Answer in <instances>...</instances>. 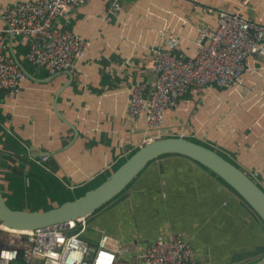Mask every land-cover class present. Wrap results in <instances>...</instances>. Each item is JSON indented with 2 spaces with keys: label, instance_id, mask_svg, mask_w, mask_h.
Listing matches in <instances>:
<instances>
[{
  "label": "crops",
  "instance_id": "0c3cea01",
  "mask_svg": "<svg viewBox=\"0 0 264 264\" xmlns=\"http://www.w3.org/2000/svg\"><path fill=\"white\" fill-rule=\"evenodd\" d=\"M15 0H0V9ZM88 0L60 23L90 45L76 72L35 71L23 59L27 40L13 49L37 79L27 77L15 96L0 100L6 146L17 156L1 178L11 207L47 209L101 182L157 130L129 117V89L151 82L153 49L168 45L182 55L197 52V35L213 29L220 9L240 11L264 23V0ZM4 24L0 12V27ZM25 62V63H24ZM252 69L236 87L193 89L169 110L161 136L184 135L216 149L264 189V58L248 56ZM56 106L67 121L54 111ZM73 125V127L71 126ZM40 151H49L45 164ZM102 231L144 244L181 232L209 264H248L264 257V222L219 176L192 158L170 153L151 160L116 197L86 217L83 237L96 243Z\"/></svg>",
  "mask_w": 264,
  "mask_h": 264
},
{
  "label": "built area",
  "instance_id": "2783aa9c",
  "mask_svg": "<svg viewBox=\"0 0 264 264\" xmlns=\"http://www.w3.org/2000/svg\"><path fill=\"white\" fill-rule=\"evenodd\" d=\"M87 1L15 0L1 7L0 100L15 96L29 77L12 54L11 35L27 40L23 59L35 71L78 70L77 62L90 41L62 25L60 18L70 16ZM249 1L241 0L243 4ZM119 5V0H110L107 11L113 12ZM196 42L194 55H182L173 49L176 37L169 34L168 45L153 49L152 81L130 86L127 115L144 118L157 130L153 138L161 137L166 113L191 90L241 84L244 74L252 69L248 56L264 58V23L240 11L220 9L216 27L201 30ZM5 131L0 125L1 178L17 162L15 151L6 146ZM47 160L48 154L40 155L37 162L45 164ZM85 228L86 218L31 230H13L0 223V264H209L196 255L191 240L181 232L140 244L121 242L102 231L93 243L83 237Z\"/></svg>",
  "mask_w": 264,
  "mask_h": 264
},
{
  "label": "water",
  "instance_id": "95a60500",
  "mask_svg": "<svg viewBox=\"0 0 264 264\" xmlns=\"http://www.w3.org/2000/svg\"><path fill=\"white\" fill-rule=\"evenodd\" d=\"M12 41L13 35L10 36L11 50ZM12 54L22 70L30 78L37 79L18 56L14 52ZM67 72L71 74L69 70ZM56 100L57 94L53 104L54 111L62 120L67 121L60 114ZM170 153L188 156L207 167L234 189L264 222V189L249 173L204 143L184 135H167L147 140L126 156L99 184L47 209L13 208L7 203L1 186L0 150V223L15 229L31 230L86 218L121 193L151 160ZM47 154L49 151L39 152V155ZM248 264H264V257Z\"/></svg>",
  "mask_w": 264,
  "mask_h": 264
},
{
  "label": "rangeland",
  "instance_id": "374dc122",
  "mask_svg": "<svg viewBox=\"0 0 264 264\" xmlns=\"http://www.w3.org/2000/svg\"><path fill=\"white\" fill-rule=\"evenodd\" d=\"M18 200H19V198H17V197H13V198H7V203L9 204V205H11V203L13 202V204H15L16 202H18Z\"/></svg>",
  "mask_w": 264,
  "mask_h": 264
},
{
  "label": "trees",
  "instance_id": "16d2710c",
  "mask_svg": "<svg viewBox=\"0 0 264 264\" xmlns=\"http://www.w3.org/2000/svg\"><path fill=\"white\" fill-rule=\"evenodd\" d=\"M24 63H25V62H24ZM208 146H209V145H208ZM124 160H125V159H124ZM124 160H123V161H124ZM123 161H122V162H123ZM117 166H118V165H117ZM103 180H104V179H103ZM99 183H100V182H99ZM99 183H98V184H99ZM96 185H97V184H93V185H91V186H89V187L91 188V187H94V186H96ZM87 189H88V188H87ZM87 189H86V190H87ZM84 192H85V191H83L82 193H84ZM3 194H4V192H3ZM4 196H5V194H4ZM100 208H101V207H100Z\"/></svg>",
  "mask_w": 264,
  "mask_h": 264
},
{
  "label": "bare ground",
  "instance_id": "6f19581e",
  "mask_svg": "<svg viewBox=\"0 0 264 264\" xmlns=\"http://www.w3.org/2000/svg\"><path fill=\"white\" fill-rule=\"evenodd\" d=\"M2 225L5 226L6 228H10V229L15 230V228H11V227H9V226H7V225H4V224H2ZM17 230H20V229H17Z\"/></svg>",
  "mask_w": 264,
  "mask_h": 264
}]
</instances>
